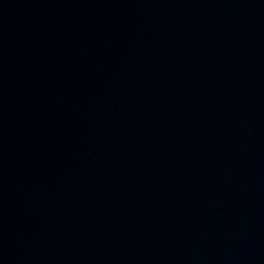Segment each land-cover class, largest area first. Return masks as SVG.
I'll return each instance as SVG.
<instances>
[{
    "label": "water",
    "instance_id": "95a60500",
    "mask_svg": "<svg viewBox=\"0 0 264 264\" xmlns=\"http://www.w3.org/2000/svg\"><path fill=\"white\" fill-rule=\"evenodd\" d=\"M245 264H264V238Z\"/></svg>",
    "mask_w": 264,
    "mask_h": 264
}]
</instances>
